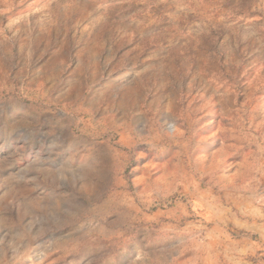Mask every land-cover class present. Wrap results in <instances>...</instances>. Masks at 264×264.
I'll list each match as a JSON object with an SVG mask.
<instances>
[{
  "label": "rangeland",
  "instance_id": "rangeland-1",
  "mask_svg": "<svg viewBox=\"0 0 264 264\" xmlns=\"http://www.w3.org/2000/svg\"><path fill=\"white\" fill-rule=\"evenodd\" d=\"M0 264H264V0H0Z\"/></svg>",
  "mask_w": 264,
  "mask_h": 264
}]
</instances>
